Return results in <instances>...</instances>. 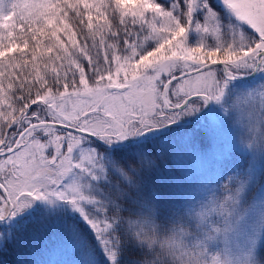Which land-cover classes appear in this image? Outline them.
I'll list each match as a JSON object with an SVG mask.
<instances>
[{"label":"snow or ice","instance_id":"6c2138e0","mask_svg":"<svg viewBox=\"0 0 264 264\" xmlns=\"http://www.w3.org/2000/svg\"><path fill=\"white\" fill-rule=\"evenodd\" d=\"M9 255L264 264V0H0Z\"/></svg>","mask_w":264,"mask_h":264},{"label":"rangeland","instance_id":"374dc122","mask_svg":"<svg viewBox=\"0 0 264 264\" xmlns=\"http://www.w3.org/2000/svg\"><path fill=\"white\" fill-rule=\"evenodd\" d=\"M186 163H188L189 166L192 167L193 169L199 166V161L196 158H191L190 160L186 161Z\"/></svg>","mask_w":264,"mask_h":264},{"label":"trees","instance_id":"16d2710c","mask_svg":"<svg viewBox=\"0 0 264 264\" xmlns=\"http://www.w3.org/2000/svg\"><path fill=\"white\" fill-rule=\"evenodd\" d=\"M12 259H13V257H12L11 255H9V256L7 257L8 264H11Z\"/></svg>","mask_w":264,"mask_h":264}]
</instances>
